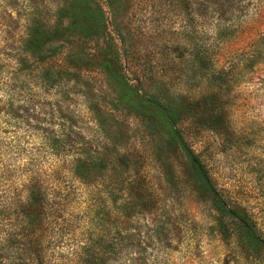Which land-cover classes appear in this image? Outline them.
I'll return each instance as SVG.
<instances>
[{
  "label": "rangeland",
  "instance_id": "obj_1",
  "mask_svg": "<svg viewBox=\"0 0 264 264\" xmlns=\"http://www.w3.org/2000/svg\"><path fill=\"white\" fill-rule=\"evenodd\" d=\"M4 1L10 4L8 9L15 8L13 17L19 18L12 2L0 0L1 39L3 29L16 35L24 28L23 20L17 23L20 27L12 24ZM46 1L40 8L51 22L53 5ZM93 1L106 11L109 30L116 28L119 36L111 31L106 42H85L78 36L63 42L92 93L98 91L103 100L116 101L111 79L97 70H83L91 59L123 83L132 103H119L113 115L128 124L130 133L120 158L130 173L122 175L126 177L123 188L139 193L135 209L140 212L130 220L118 219L123 230L133 225L140 233L142 242L133 255L143 254L141 264H264V249H253L233 223H217L216 210L202 201L192 185L189 162L177 135L157 107L141 99L150 95L180 111L176 119L180 134L201 154L224 199L246 211L264 238V0L226 3L233 4L234 18L227 22L232 33L223 42L182 41L187 30L203 32L218 22L217 4L198 10L190 27L191 11L178 10V1L174 8L171 0H117L115 16L107 0ZM65 57L58 55L49 62L60 64ZM77 89L71 84L48 90L24 85L20 92L43 126L52 116L55 120L58 114L64 115L63 120L92 139L97 135L95 122ZM27 136L29 141L37 140L30 133ZM68 175L73 179L69 171ZM74 182L77 194L69 217L77 229L66 234L51 254L53 264H77L79 244L118 216L114 206L117 210L124 205L103 193L102 187ZM154 222L168 223L162 232L168 234V244L170 237L175 239L168 249L145 238L152 234ZM130 253L125 254L127 263Z\"/></svg>",
  "mask_w": 264,
  "mask_h": 264
},
{
  "label": "trees",
  "instance_id": "obj_2",
  "mask_svg": "<svg viewBox=\"0 0 264 264\" xmlns=\"http://www.w3.org/2000/svg\"><path fill=\"white\" fill-rule=\"evenodd\" d=\"M116 1L107 0L110 14L114 16L118 10ZM171 1L174 8L178 1V10L191 11L188 18L190 27L198 10L207 9L211 4L219 6L218 22L203 32L195 28L187 30L183 42H218V39L223 42L229 39L226 37L232 30L227 22H231L234 15L233 4L227 6L226 3L232 0ZM9 2L16 7L19 18L13 17L15 8L8 9L10 4L5 2L7 16L13 19L12 24L15 25L23 20L24 28L23 33L16 35L3 29L4 37L0 38V264H53L49 261L51 254L62 245L66 234L77 229L69 217L77 194L73 187L75 180L102 187L103 193L124 203L117 210L114 206L118 216L115 215L107 226L96 228L85 243L79 244L77 264H141L143 254L133 255L142 242L140 233L133 225L130 230L127 227L123 230L121 221H118L120 217L130 220L140 212L135 209L139 193H130L123 188L130 173L122 167L120 158L121 151L128 144L129 126L113 115L119 103H132L128 102L123 83L113 80L102 64L91 59L83 70H97L111 79L116 101L103 100L98 91L92 93L93 88L80 75L81 68L76 60L69 58L71 49L68 46L64 48V42L72 36H78L85 42H106L105 36L111 31H116L119 36L117 29L112 27L109 30L106 11L93 0L46 1L53 5L52 15H49L51 22L45 20L43 14L46 11L40 8L43 0ZM214 27L219 30L214 32ZM63 54L66 57L62 63L54 65L49 62ZM65 84L78 87L77 92L86 98L95 122L96 137L88 139L82 136L79 127L63 120L64 115L58 114L54 120L48 113L52 116L51 121L43 126V121L28 107L29 99L21 97L24 85L48 90ZM108 90L111 91L109 84ZM141 99L151 101L160 116L169 122L173 134L177 135L189 162L192 185L202 201L216 210L217 223H233L253 249H264V238L255 222L246 211L224 199L212 182L201 154L180 134L176 120L180 111L150 95ZM52 111L58 113L56 109ZM29 133L37 140L29 141ZM124 174L126 177H122ZM129 199L133 202H128ZM155 225L156 222L153 223L152 234L145 238L168 249L175 240L170 237L168 244V234L162 232L167 229L168 223L165 225L162 222L159 226L158 222ZM128 253L129 263L124 261Z\"/></svg>",
  "mask_w": 264,
  "mask_h": 264
}]
</instances>
